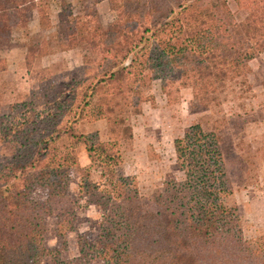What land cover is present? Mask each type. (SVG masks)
<instances>
[{"label":"trees","instance_id":"obj_1","mask_svg":"<svg viewBox=\"0 0 264 264\" xmlns=\"http://www.w3.org/2000/svg\"><path fill=\"white\" fill-rule=\"evenodd\" d=\"M73 1L76 11L70 0H0V47L25 36L31 83L29 101L9 104L0 117V264H264V250L250 245L222 201L233 187L223 130L199 121L174 139L182 195L143 202L137 178L116 171L153 82L168 96L174 84L191 89L193 109L245 105L250 62L264 52V0H233L244 15L227 0ZM102 1L120 8L106 25L90 4ZM53 48L82 57L79 75L64 85L39 64ZM97 121L106 123V140L83 129ZM79 147L89 167L80 165ZM94 167L98 182L90 179ZM73 173L78 197L68 193ZM37 189L46 199L34 197ZM82 197L99 208L98 235L91 241L78 232V253L65 259ZM49 217L57 218L58 247L46 242Z\"/></svg>","mask_w":264,"mask_h":264},{"label":"rangeland","instance_id":"obj_2","mask_svg":"<svg viewBox=\"0 0 264 264\" xmlns=\"http://www.w3.org/2000/svg\"><path fill=\"white\" fill-rule=\"evenodd\" d=\"M236 14L244 15L237 10L233 0H227ZM75 11V1L70 0ZM103 24L117 18L119 7H111L108 1L98 4L90 3ZM76 7V8H75ZM59 8L51 4L49 14L52 25L58 21ZM29 28L32 34L39 32L36 14H29ZM54 27L48 31L54 38ZM26 42L21 35L7 46L0 47V57L6 64V70L0 73V117L10 114L9 104L29 101L31 83L25 64V53L21 44ZM42 67H50L57 76L58 83L64 85L77 77L82 66V57L78 50L61 51L53 48L39 61ZM249 76L252 85L251 98L244 106L223 104L216 110H197L192 108L193 95L189 88L177 89V85L163 92L158 83L153 82L145 90V102L142 112L130 120L133 139L122 147L123 162L116 167L120 175H134L138 180L143 202L153 199L179 196L183 190L178 187L182 178L178 170L173 141L182 136L184 130L194 123L201 122L206 129L218 127L224 131V148L227 151L232 181V192L222 201L232 219L241 227L244 238L255 249L264 250V52L250 62ZM238 104V102H236ZM220 121L217 122L216 120ZM225 119V123L222 120ZM86 132L97 131L102 140L107 139L105 121L86 123ZM79 163L89 167L90 161L83 147L77 150ZM101 168L94 167L91 180L98 182ZM79 175L73 173L68 187L72 197H78ZM34 197L43 201L47 191L37 189ZM77 232L67 236V249L63 252L65 259L73 258L78 253L77 235L84 232L91 241L98 235L99 208L87 197H82L76 207ZM56 217L47 220L46 242L49 247H58L61 239L56 236ZM93 264H104L93 262Z\"/></svg>","mask_w":264,"mask_h":264}]
</instances>
